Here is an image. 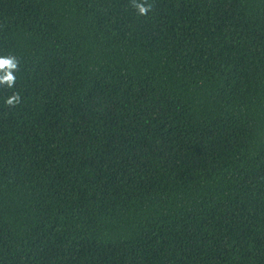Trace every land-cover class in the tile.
<instances>
[{"label":"trees","instance_id":"obj_1","mask_svg":"<svg viewBox=\"0 0 264 264\" xmlns=\"http://www.w3.org/2000/svg\"><path fill=\"white\" fill-rule=\"evenodd\" d=\"M148 2L0 0V264H264V0Z\"/></svg>","mask_w":264,"mask_h":264},{"label":"clouds","instance_id":"obj_2","mask_svg":"<svg viewBox=\"0 0 264 264\" xmlns=\"http://www.w3.org/2000/svg\"><path fill=\"white\" fill-rule=\"evenodd\" d=\"M133 9L137 10L138 15L147 16L152 10L153 5L148 0H130ZM18 61L15 56H0V84L6 85L9 89L15 87L16 77L14 72L18 70ZM21 101L19 92H12L5 100L6 105L15 106Z\"/></svg>","mask_w":264,"mask_h":264}]
</instances>
